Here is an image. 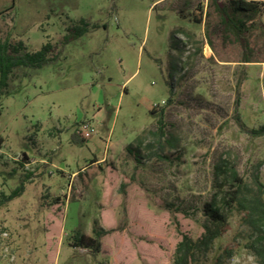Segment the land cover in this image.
Returning a JSON list of instances; mask_svg holds the SVG:
<instances>
[{"label":"rangeland","instance_id":"obj_1","mask_svg":"<svg viewBox=\"0 0 264 264\" xmlns=\"http://www.w3.org/2000/svg\"><path fill=\"white\" fill-rule=\"evenodd\" d=\"M82 20L89 31L64 45ZM218 22L211 0H0V42H23L25 53L50 43L56 57L18 68L0 96V264H49L46 217L58 197L52 264H174L182 235L204 233L221 160L250 193L255 175L264 184V137L236 120L264 126V11L253 63L232 39L208 40ZM83 123L94 132L77 135ZM95 222L116 230L101 253L72 247ZM250 232L233 216L191 264H262L246 248Z\"/></svg>","mask_w":264,"mask_h":264},{"label":"trees","instance_id":"obj_2","mask_svg":"<svg viewBox=\"0 0 264 264\" xmlns=\"http://www.w3.org/2000/svg\"><path fill=\"white\" fill-rule=\"evenodd\" d=\"M214 5L215 13L219 17V22L213 26L211 32H208V40L211 41V35L216 34L223 42H229L231 39L238 43L244 52L243 63H253L254 50L250 45V36L256 27H260L257 20L264 11L263 1L250 0H211ZM90 25L82 20L79 26L70 28L69 35L63 39V44H69L74 39L83 36L89 31ZM23 42L4 41L0 42V96L8 94L10 82L16 78V70L21 67H30L40 69L56 57H51L54 53V47L50 43L44 45L40 51L35 53H25ZM236 120L240 129L252 138L264 137V126L249 129L241 121L239 116ZM163 124L160 125L162 132ZM25 161L28 158L23 155ZM95 162V161H94ZM22 165V164H21ZM22 167H24L22 165ZM215 188L217 194L209 202L205 203L203 213L206 217L203 224L204 233L198 240H193L188 235L183 234L182 240L178 243L174 264H191L194 261L196 253L203 248L208 251L211 243L220 239L227 229L230 218L238 215L242 226L251 228L249 238L251 242L246 244V248L256 253L261 263L264 264V184L258 175L254 176L255 190L248 191V186L240 176L238 170L231 166L226 160H221L214 168ZM124 187V186H123ZM20 190L17 189L10 196H4L5 201H11L17 197ZM64 202L59 197L49 205L50 212L46 217V226L49 228L46 233L47 259L52 264V258L49 259V253L56 252V239H58L61 228V216L56 213L63 207ZM172 211L174 206H167ZM63 209V208H62ZM180 212L177 211H172ZM63 213V210H62ZM186 217H190L187 212H182ZM115 229H106L95 222L93 236H87L80 231H76L71 236L70 245L74 248L86 249L93 254H100L103 248V239L115 233Z\"/></svg>","mask_w":264,"mask_h":264},{"label":"built area","instance_id":"obj_3","mask_svg":"<svg viewBox=\"0 0 264 264\" xmlns=\"http://www.w3.org/2000/svg\"><path fill=\"white\" fill-rule=\"evenodd\" d=\"M93 132H94V130H93V128L91 127L90 124H88V123H83V124L80 126V128L78 129V131H77V135L85 136V135H87V134H89V133H93Z\"/></svg>","mask_w":264,"mask_h":264},{"label":"crops","instance_id":"obj_4","mask_svg":"<svg viewBox=\"0 0 264 264\" xmlns=\"http://www.w3.org/2000/svg\"><path fill=\"white\" fill-rule=\"evenodd\" d=\"M25 154V156L28 158V161H31L32 162V160H31V158L26 154V153H24ZM23 154V155H24ZM98 162H95L94 164H97Z\"/></svg>","mask_w":264,"mask_h":264}]
</instances>
